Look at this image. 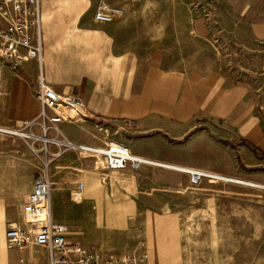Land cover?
<instances>
[{
	"label": "crops",
	"instance_id": "obj_1",
	"mask_svg": "<svg viewBox=\"0 0 264 264\" xmlns=\"http://www.w3.org/2000/svg\"><path fill=\"white\" fill-rule=\"evenodd\" d=\"M109 8L119 11L110 23L94 19ZM39 31L40 63L25 60L24 49L16 69L0 59V128L38 117L43 83L85 106L82 118L60 122L49 137L120 143L139 158L264 189V0H43ZM29 170L24 146L0 135V264L28 258L4 234L22 225L24 197L38 178L35 171L30 181ZM76 183L79 204L67 197ZM49 184L51 218L53 194L69 207L57 221L68 227L67 243L101 261L183 264L174 199L195 186L182 171H108L103 158L70 149L52 162Z\"/></svg>",
	"mask_w": 264,
	"mask_h": 264
},
{
	"label": "built area",
	"instance_id": "obj_2",
	"mask_svg": "<svg viewBox=\"0 0 264 264\" xmlns=\"http://www.w3.org/2000/svg\"><path fill=\"white\" fill-rule=\"evenodd\" d=\"M42 1L0 0V19L6 23L5 27H0V59L12 62L13 69H16L19 49L26 51L25 60L36 59L39 63L41 62L39 29ZM118 12L116 9L109 8L107 14L96 12L94 19L101 23H110L112 16ZM37 99L40 106L37 118L22 121L21 128L18 130L0 128V135L25 143L30 142L32 146L36 143L40 144L37 153L43 157L33 189L23 200L22 225L14 224L4 234L8 247L20 253L28 252V258L21 259L19 264H138L133 257L127 255L101 261L97 256L91 255L78 245L67 243L68 227L52 220L49 196L50 168L52 162L66 150L76 149L84 156L101 157L108 171H121L128 167L137 170L143 165H148L182 171L188 175L189 182L193 186H197L202 181H231V179L212 173L170 167L133 156L128 148L120 143L112 142L99 148L75 145L58 137H49L50 129L58 134L56 126L60 122L82 118L85 106L79 100L59 96L43 83H40ZM48 111H52L53 115L49 116ZM34 128L39 129V134L33 132ZM50 147H55L57 152L52 154ZM67 197L70 203H81L82 183L72 185L67 190Z\"/></svg>",
	"mask_w": 264,
	"mask_h": 264
},
{
	"label": "rangeland",
	"instance_id": "obj_3",
	"mask_svg": "<svg viewBox=\"0 0 264 264\" xmlns=\"http://www.w3.org/2000/svg\"><path fill=\"white\" fill-rule=\"evenodd\" d=\"M19 142L28 153L31 181L35 171L39 173L40 144ZM228 179L203 181L174 199L182 230L183 264H264V189ZM68 208L53 194L54 222L65 219Z\"/></svg>",
	"mask_w": 264,
	"mask_h": 264
},
{
	"label": "bare ground",
	"instance_id": "obj_4",
	"mask_svg": "<svg viewBox=\"0 0 264 264\" xmlns=\"http://www.w3.org/2000/svg\"><path fill=\"white\" fill-rule=\"evenodd\" d=\"M235 182L249 185L248 183H243V182H240V181H235Z\"/></svg>",
	"mask_w": 264,
	"mask_h": 264
}]
</instances>
